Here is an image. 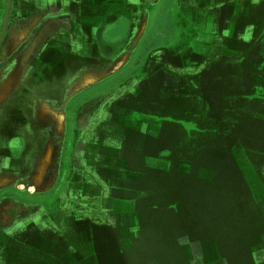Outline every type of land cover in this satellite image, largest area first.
<instances>
[{"label": "crops", "instance_id": "1", "mask_svg": "<svg viewBox=\"0 0 264 264\" xmlns=\"http://www.w3.org/2000/svg\"><path fill=\"white\" fill-rule=\"evenodd\" d=\"M28 1L31 3L29 7L27 5L30 3H23L22 0L18 4V16L13 17L18 29L14 36L16 42L9 47L8 52L15 50L22 39L33 40L30 43V48L17 58L15 64H18V69L16 65L12 69L13 72H19L20 76L25 73L28 66H23L21 61L24 55L29 57L35 45L40 44L44 49L43 46L48 44L55 43L60 46L64 43L62 48L59 47L62 54L70 55L69 59L72 58L71 64L73 65L78 61L81 63L77 65L76 69L74 68L69 73L61 74L54 79L50 78L49 74L45 77L46 74L44 73L42 76L47 84L54 83L57 94L64 95L62 104L67 103L77 92L84 91L92 85H99L113 75L116 77L117 73L124 71L123 69H126L131 61L137 67L127 70L128 73L119 77V81L113 82L114 84L108 89L105 87L102 90L106 96L107 104L114 100L117 104L105 109V122L95 132L94 140L89 138L82 141L78 151L83 153H81L83 157L82 155L79 157H82L81 159L84 161L75 163L74 174L67 179L61 192L63 196L58 197L57 195L44 201L35 200L34 217L30 219L31 224H24L20 233H0V264H91L90 262L94 258L95 264H100L98 255L101 250L96 243L97 228L102 225L117 226L118 215L125 216L124 213H127L125 206L135 203V200L133 202L129 200L130 197L125 200L126 191L132 187L133 182H128L127 180L130 178L123 177L124 171L134 172V169L127 168L126 165L127 161L132 158L129 149L133 146L134 128L136 127L138 131L141 129L143 135L152 133L149 123H144L148 127L141 128L139 119H134L132 112L127 109L128 106L124 105L141 94L143 89H139V87L144 84L145 87H154L164 97L171 96L180 99L190 97L193 106L196 108L199 99L198 93H200V100L203 101L206 108L210 109L211 113L212 111L218 112L221 108H227L228 111L230 109H243L245 104L242 98L247 97L254 86L258 92L263 93L262 100L259 102L262 110H264V0H172L171 2L174 3L172 7L170 1L166 0V13L178 8V13L184 17L181 27L183 31L178 35L175 26H165L159 21L163 14L159 9L162 0H114L111 4L98 7L103 10H91V7L86 5V0ZM108 7L112 8L109 15L112 19L114 18L113 20H109L107 17ZM260 13H262V28L259 32L256 31L258 29L256 22L258 19L260 23ZM124 16L129 20L130 36L125 44L122 45L120 42L121 47L117 48L118 37H112L117 39L116 44V41L110 38V31L124 25ZM28 18V23H26ZM37 19L38 21L31 28L26 26ZM236 22L238 26H235ZM23 28L25 34L22 33ZM188 28H192L196 32V37L189 41V44L201 45V49L191 47L193 45L180 47L179 44L182 39H185L183 32ZM32 29L35 30V35L25 37L27 34H31ZM54 29L67 30V32L72 29L73 35H59L60 33L53 32ZM149 30L152 31V39L146 43L145 37ZM246 30L258 38L253 40L250 37H245L243 34ZM255 32L258 34L256 35ZM236 34L239 36L237 43L243 45V50H235L229 46L231 41L229 39L234 38ZM178 39L179 42H177ZM139 45H149V50L152 51L146 53L147 56L144 53L132 52L135 51L134 46L138 49ZM151 47L154 48L150 49ZM128 50L131 53H128ZM224 55L236 56V60L243 63L242 68L215 69ZM165 57L178 66L166 64ZM153 59L157 63L153 64ZM68 63H66L67 68L69 67ZM228 74L233 79L235 76L240 77L241 81L238 84L233 82V84L221 85L224 78L229 76ZM81 79L83 80L82 85H76L75 82ZM69 91L72 92V96L68 99ZM44 97H41L42 101L36 109L37 115H35L36 124L41 123L42 126H46L49 117H53L55 110L57 111L59 108V106L54 105L53 94ZM44 102H47L55 110H51L50 114L41 116ZM241 113L245 114L247 118L250 116L244 110ZM258 115L259 120L264 121V111ZM142 121L143 119L140 122ZM252 121L254 122L253 118ZM89 122V119H84L82 125L85 127ZM244 128L249 127L244 126ZM258 132L259 143L256 146L258 149L250 144L247 145V148L253 151L254 156L251 157L252 161L246 174L240 172L239 168L235 166L234 160L236 159L233 151L231 154L227 152L226 156L231 162L234 180L235 176H238L241 185L253 197L255 204L262 209V213L259 215L250 216V220L260 219L261 225L251 226L253 228L257 226L259 230H262L259 232L260 243L255 246L250 244L247 247V252L251 255L255 254L256 264H264V129H262V125ZM249 136L250 132L244 131L240 138H233L232 142L236 143L237 146L245 147L244 142ZM155 137H159L158 134ZM197 137L195 142L203 140L199 132ZM26 138L27 150L22 158L28 162L31 161L33 168L26 167L24 171L18 170L17 173H4L15 176V181L8 186L15 185L18 190L26 193L34 190V195L39 192L41 195L52 187V183L46 187L47 184L43 180L45 179L43 174L47 173V167L45 172L40 174V178H37L39 166L51 145L50 159H52L56 139L52 137L50 139L49 136L40 138L43 147L34 152L30 149L31 139L29 136ZM50 141L51 144H49ZM85 147L90 149L84 153ZM185 147L187 149L186 144L185 146L179 145L173 152L180 157L181 151ZM115 156H118V159ZM111 163L119 165V173H122L118 174L122 182L118 184L115 191L110 180L113 176L111 172L113 170L109 167ZM87 165L90 167L87 168ZM100 165H105L108 169L100 170L98 167ZM183 168L182 162L180 172ZM187 171L196 173L197 166L189 165ZM211 171L219 176L221 169L212 168ZM236 171L239 175H236ZM197 179L198 181L195 182L197 186L216 183V178H212V181L203 182L201 178L198 177ZM124 181L126 183L123 184ZM104 187L107 189L106 194L103 191ZM76 188L80 189L82 193H90V195H83L82 210L75 205L72 208L69 207L74 197L67 198L64 196L68 195V191L74 192ZM142 197L144 198V195ZM28 198H22L18 202L14 201L12 212L27 207L30 201ZM119 202L122 207L119 206ZM101 212H103L102 215ZM108 212H111L113 216L107 219ZM217 218L214 221H218ZM123 225L125 224L121 221V226ZM213 225L211 224V228ZM130 227L128 232H121L120 236L115 235L119 245L125 249L134 245V238L139 239L138 234L136 236L139 224ZM216 232L211 229L210 232H205L209 233L210 239L206 237L203 239L202 234H200L192 242L189 235L180 236L178 243L182 249L174 252L176 255L172 257L173 260H178L179 264H219L222 259L220 254L228 251L223 250V247L220 246ZM103 237L105 235H102ZM93 242L95 243L94 246ZM260 246L262 249H259ZM154 247L159 248L154 251L163 249L159 245H154ZM189 253L192 254L191 258L187 256ZM150 261L147 260V262ZM147 262L141 260V264H149ZM154 263L168 264L170 261L164 263L154 261ZM222 264H227V262Z\"/></svg>", "mask_w": 264, "mask_h": 264}, {"label": "rangeland", "instance_id": "2", "mask_svg": "<svg viewBox=\"0 0 264 264\" xmlns=\"http://www.w3.org/2000/svg\"><path fill=\"white\" fill-rule=\"evenodd\" d=\"M86 1V5L90 6L91 10H98L100 9L98 7L104 6V4H111L114 0ZM169 1L172 7L174 3L171 2L172 0ZM19 2L20 0H0V54L4 52V43L11 42V44H14L16 42L14 36L18 32V29L16 28L17 24L13 21V17L18 16L17 9ZM22 2L30 3L28 0H22ZM30 5L31 3L27 6L29 7ZM159 6V9L163 13L159 21L164 23L165 26H175L177 28L176 34H181V31H183L181 27L183 26L184 17L178 13L179 9L175 8V11L166 13V0H162ZM107 9L109 10L106 13L108 19L113 20L114 18L112 19L109 15L112 8L110 9V7H108ZM100 10L103 9L101 8ZM14 20L16 21V19ZM123 20V26L120 28L116 27L117 29L110 31V38L113 36H115V38L118 37L119 43L116 46L117 48L121 47L120 42L122 45L125 44L130 36L128 30L129 20L126 16L123 17ZM186 20L188 21L187 18ZM256 23V28H258L256 31H261L262 13H260V23L258 19ZM235 26H238L237 22ZM68 31L69 32L62 29L53 30L54 33H60L59 35L72 36L73 30L70 29ZM151 32L152 31L149 30L146 34V43L152 39ZM30 33L31 34H27L25 37H33L35 35V30L32 29ZM183 33H185V39H182V42L180 40V47H190L189 45H193L191 47H196L198 49L202 48L201 45L189 44V41L196 37L194 29H185ZM257 34L258 33H256V35ZM243 35L253 40L258 38V36H254L249 30H246ZM252 36H254V38H252ZM112 40L115 39L112 38ZM229 40H231L229 43L230 48L243 50V45L237 43V40H239L237 34L234 38ZM23 41L22 39L19 44ZM115 41L117 44V39ZM177 42H179V39ZM143 47L144 45H139L137 49L136 46H134L135 51L133 50L132 52L143 54ZM205 48L207 49L206 46ZM128 53H131V51ZM147 55L148 54H146V56ZM54 57L55 56H50L49 59L52 60ZM221 59L222 61L218 63L215 69L230 70L239 69L243 66V63L237 61L234 55H224ZM164 61L170 66H178V64H174V62L170 61L167 57L164 58ZM152 62H154L153 64L157 63L154 59ZM251 63H253V61H251ZM129 64L130 65L126 69H123L124 71L118 72L116 77L113 75V77L108 78L104 84L102 83L103 85L101 84L103 88H100L103 90L107 87L108 89L114 84L113 82L119 81V77H123L124 73H128L127 70L137 67L132 61ZM17 67L18 64H16V68ZM228 75L229 76L224 78L223 84L221 85H226V83L233 84V82L234 84H238L239 81H241L240 77L235 76L233 79L230 74ZM16 84L17 82L14 85ZM10 85L11 84L6 83V88L8 87V89H10L14 86L12 85L10 87ZM92 86H95V89H93L94 87L91 88L92 92L97 90V85ZM140 88L143 89L141 94L135 99L133 98V100H130L129 103L124 106H128L127 109L132 112V117L134 119H139L141 128H145V126L148 127V125L144 124L148 122L152 133L150 135H143L141 129L140 132L136 127L134 128L135 132L132 134L134 138L132 144L135 150V157L133 159L134 168H132L134 172L124 171L123 177H128L130 179L127 181L133 182L132 187L126 191L125 200H128L130 197L131 199L129 200L132 202L135 200V203H133L134 205L128 204L125 206L127 213H124L126 214L125 216L118 215L117 226L107 227V225H102L97 228L96 235L98 236L96 237V243L101 250V253L98 255V261L100 264H141V260L147 262L149 259L151 260L147 262L149 264H156L154 261H160L161 263L170 261L168 264H179V261L173 260L172 257L176 255V253L174 254L175 251L182 249L178 243L180 236L189 235L192 242L197 239L200 234H202L201 236L203 239H205V237L209 238V233L205 232H210V230L213 229L214 232L217 231V239L220 242V246L223 247V250L228 251L227 253L220 254L222 259L219 261V264L225 261L227 264H256L255 254H249L247 252V247H249L250 244L254 246L259 245V232L262 230H259L257 226L256 228L251 227L255 224L261 225V223L260 219L250 220V216L255 214L259 215L262 213V209L255 204L253 197L250 196L244 186L241 185L238 176H235L234 180L231 171V162L226 154L227 152L231 154L233 151L236 159L234 160L235 166L239 168L240 172L246 174L252 161L251 157L254 156L253 151L248 149L247 145L250 144L255 149H258L256 147L259 143L258 129L261 128V125L262 129H264V124H262L264 121L259 120L258 117V114L264 111L259 102L262 100L263 93L261 94L258 92L257 88L253 86L250 94L242 98L245 104L242 107L243 109H230L228 111L227 108H221L218 112L212 111L211 113L210 109L206 108L203 101L200 100V93H198L199 99L196 108L193 106L190 97L186 99L171 96L164 97L157 92V89L154 87H145L144 84L140 86L139 89ZM7 91L5 92L7 93ZM5 92H0V105L5 100ZM242 110L248 112L250 116L247 118L245 114L241 113ZM64 116L65 114H63V112L59 113L55 111L53 117H49V120H51L50 122L54 125L52 127V132L55 133L57 132L56 130L60 131L59 138H56V141L62 140L61 131ZM14 119H17L14 123L18 121L20 123L21 117L15 115ZM142 119L143 121L140 122ZM57 126L60 129H56ZM244 126L249 128H244ZM244 131L246 133L250 132V136L244 142L245 147L241 145L237 146L236 143L234 144L232 142V139L240 138L242 134H244ZM198 132L201 134L203 140L195 142L198 138ZM157 134L159 137H155ZM62 141L63 143L58 142L59 153H64V148L66 147L64 145L67 144V141ZM51 143L50 141L49 144ZM182 144L183 146L186 144L187 149L185 147L181 151V156L179 157L173 151ZM184 150L185 152H183ZM65 158V156L58 154V163H61V160ZM56 159L57 156H54L52 161L49 159L47 173L43 174L45 177L43 180L45 184H47L46 187L53 181L52 177L54 172L52 168L56 167L54 166L56 164ZM182 162L184 168L180 172V164ZM189 165H196L197 172H188L187 169ZM212 168L221 169L220 175L216 176L212 173ZM2 171H4V169L2 165H0V178L4 174ZM11 172L17 173V169ZM44 172L45 171L39 172L37 178H40L39 175ZM64 174L65 171L63 175L59 173V184L55 183V186L58 187L45 191L46 193L42 194V197L50 198L52 197V192L55 191L54 194L56 195L64 189L66 176L68 177L67 172L65 175ZM72 175L73 174H70V176ZM236 175H239L238 171H236ZM63 176L64 179H62ZM198 177L202 179V182L212 181V178H216V183L213 185L203 184L197 186L195 182L198 181ZM124 183L126 182L124 181L123 184ZM233 183L235 184L234 187ZM3 184L6 183L4 182ZM0 185L2 184L0 183ZM6 188L7 187L0 186V221L2 222V220L5 219L8 222H0V230L4 224H11L14 221L15 224L22 222L18 220L19 213L27 214L28 216L34 215V204L31 203L28 204L27 207H24V209L16 212L13 211V213V202L8 201L5 204L2 202V196L7 193L6 190L8 188ZM9 188H14L18 191V187L15 185H11ZM256 192H258V190H256ZM78 193L81 194V196H79ZM88 194L90 195V193H82L76 188L74 192L70 193L68 191V195L64 196L73 198L74 196L83 197V195ZM213 194L214 197L212 198ZM8 195L10 194L7 193L6 196ZM142 195H144V198ZM29 196H34V190H31V192L28 191V197ZM39 196L41 197V195H38V197ZM117 198L119 199V197ZM79 200L83 201V199ZM72 206L73 202H71L69 207L72 208ZM119 206H121L120 202ZM112 216L113 214L108 212L107 219ZM216 218L218 221H214ZM121 221L125 225L121 226ZM135 224H139V227H137L138 233H136L139 239L134 238V245L125 249L119 245L115 235L120 236L121 232H128L131 229L130 226ZM211 224H214L212 228ZM203 229L204 231H202ZM102 235H105V237L102 238ZM213 239L216 240L215 237H213ZM94 245L95 243L93 242V246ZM154 245H159L163 249L161 251H154L155 249H159L154 247ZM259 249H262V246H260ZM187 256L191 258L192 254L189 253ZM93 260H91V264L96 263L95 258Z\"/></svg>", "mask_w": 264, "mask_h": 264}, {"label": "flooded vegetation", "instance_id": "3", "mask_svg": "<svg viewBox=\"0 0 264 264\" xmlns=\"http://www.w3.org/2000/svg\"><path fill=\"white\" fill-rule=\"evenodd\" d=\"M32 40L33 39L24 40L21 44L17 45L16 49L12 52H8L9 47H11L12 45L11 42H6L3 44L4 52L0 54V92H5L8 90L7 93L5 92L6 95L4 102H2L0 105V165H2L4 169L2 173L11 172L12 170L15 171L16 169L17 172L18 170L24 171L26 167H31L32 169L33 163L31 161L28 162L22 158V155L27 150L26 136H29V138L31 139L30 149L34 152L37 150L39 151L43 147L42 142H40V138H47L48 136L50 139L51 137L55 139L59 138L60 131L56 130L57 132H52V127L54 125H52V123L50 122L51 120L48 119V123H46V126H42L41 123L36 124V109H38V107L40 106V103L42 101L41 97H48L53 94L55 100L54 105L59 106L57 112H63V114H65L64 121L62 123L63 125L61 138L62 140L67 141V144L64 145L66 146L64 148V153H59L58 146V142L63 143V141H54V151L52 159L54 158V156H57V159L56 164L54 165L56 167L52 168V171L54 173L52 177L53 181L51 182L52 187L50 188L54 189L55 187H58L55 186V183L59 184V173L63 175L64 171L65 174L67 172L68 177L66 176V185L67 179L69 178L70 174H74L75 163L84 161L83 159H81L83 157V153L78 151L81 147L82 141L89 138H91L90 140H94L95 132L99 130L100 125L102 126L105 122V109L108 106L117 104V102L116 100H114L110 102V104H107L106 96H104V92H102V89L100 88L102 87L101 84L105 83L102 82L97 85V90H95L94 92H92L91 88L94 87L93 89H95V86H92L88 89H85L84 91L77 92L74 96H72L70 100L67 101V103L62 104L64 95L61 96L60 93L57 94L54 83L47 84V82L42 79V76L45 73V77L49 74L50 78L54 79L59 77L61 74L69 73L74 68L76 69L77 65L81 63L80 61H78V63L73 65L71 64L72 58L69 59L70 55L66 56L67 54H62L60 48H62L64 43L60 46L55 43L48 44L46 46H43L44 49H42V45L40 44L35 45L33 51L28 57L26 63L28 67L25 73L20 76L19 72H13L12 68L16 65L15 62L17 61V58L21 57L25 53V51L30 48V43ZM148 46L143 47L144 54L149 53ZM50 56L55 57L50 60ZM66 59L69 61H67ZM66 61L69 62L68 68L66 65ZM14 79H17V84L10 89H8V87L6 88V83L11 84ZM15 115H19L21 117L20 123L19 121L17 123H14V121L17 120L14 119ZM84 119L90 120L89 124L85 127L82 125ZM57 128L59 127L57 126L56 129ZM88 149L90 148L85 147L84 153L88 152ZM129 153L130 155L132 154V158L130 161H127L126 165L127 168L131 169L134 168L133 159L135 157V150L133 146L129 149ZM58 154L66 157L65 159L61 160V163H58ZM80 155H82V157H79ZM115 158L118 159V156H115ZM83 166L86 167V165ZM87 166V168L90 167V165ZM98 167L103 171L105 170V168L108 169V167L105 165H100ZM109 167L111 170H113L111 171L113 176L110 180L113 183L112 185L115 187H113V190L115 191L117 190L116 188L118 184L122 182L121 178L118 176L120 167L119 165L113 163H111ZM62 179H64V176ZM0 186L7 187L8 189L6 188L7 190H5L10 194L6 196V193L2 196V202L4 204L8 201L16 202L17 200L18 202L22 198L26 199V197H28V193L24 191L21 192L19 190L18 192L14 188H9L8 184H2ZM106 190V187H104V194H106ZM54 192H52V197L50 198L42 197V194L44 193L41 194V197H38V195H40V192L33 197L29 196V204H35V200L44 201L56 197L57 195L58 197L62 196L61 192L57 193L56 195L54 194ZM78 195L81 196V194L79 193ZM79 196H74L75 200L73 199V205H76L78 209L82 210V200L79 202V199H83V197ZM33 209H35V206H33ZM19 214L20 215L18 216V220L22 222L15 224L14 221L11 224H4V226L2 225L3 227L1 228L0 233H20V229L24 224L32 223L30 222V219H33L34 215L28 216L27 214ZM102 214L103 212H101V215ZM5 222L8 221L4 219L1 223Z\"/></svg>", "mask_w": 264, "mask_h": 264}, {"label": "bare ground", "instance_id": "4", "mask_svg": "<svg viewBox=\"0 0 264 264\" xmlns=\"http://www.w3.org/2000/svg\"><path fill=\"white\" fill-rule=\"evenodd\" d=\"M28 20H29V18L26 20V23H28ZM38 21V19L37 20H33L31 23H29V24H27L26 26L27 27H32L36 22ZM25 27V26H24ZM24 29V28H23ZM22 29V30H23ZM22 33L23 34H25V29L22 31ZM27 60H28V58H27V56L26 55H24L23 56V59H22V61H21V63L26 67V63H27ZM17 69H18V67H17ZM17 72V71H16ZM82 79L81 80H79V81H76L75 83H76V85H82ZM17 82V79H14L13 80V82L11 83V85H10V87L12 86V85H14L15 83ZM78 89H80V86H78ZM72 96V92L71 91H69V93L67 94V98L69 99L70 97ZM47 106V107H46ZM51 110H55L54 108H52L47 102H44V108L42 109V111H41V116H45L46 114H50V111ZM56 111V110H55ZM51 152H52V145L48 148V150H47V152H46V154H45V156H44V158L42 159V161H41V163H40V166H39V172H42V171H45V169H46V167H47V165H48V163H49V159H50V155H51ZM39 177H40V175H39ZM15 181V176L14 175H12V174H10V173H4L3 175H2V177L0 178V183L1 184H3L4 182L6 183V184H8V183H13Z\"/></svg>", "mask_w": 264, "mask_h": 264}]
</instances>
